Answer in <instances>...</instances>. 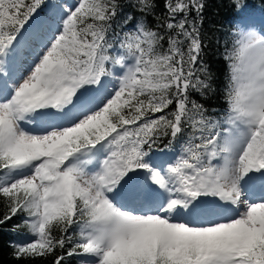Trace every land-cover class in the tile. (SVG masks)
<instances>
[{"label":"snow or ice","instance_id":"6c2138e0","mask_svg":"<svg viewBox=\"0 0 264 264\" xmlns=\"http://www.w3.org/2000/svg\"><path fill=\"white\" fill-rule=\"evenodd\" d=\"M229 3L217 112L205 0H0L14 259L264 264V25Z\"/></svg>","mask_w":264,"mask_h":264},{"label":"trees","instance_id":"16d2710c","mask_svg":"<svg viewBox=\"0 0 264 264\" xmlns=\"http://www.w3.org/2000/svg\"><path fill=\"white\" fill-rule=\"evenodd\" d=\"M242 2L247 5L245 9L246 14L264 16V0H242ZM162 8L163 0H160V9ZM43 14L41 13V15ZM203 15V32L207 36L213 37V40L209 42L208 47L205 49V61L210 65V71L214 74L213 84L216 91L207 100H202L196 93H193V98L203 103L206 107L214 108L217 112H220L227 107L223 99L227 66L219 55L223 51V48L215 43V38L219 37L221 41L227 38L229 32L234 29L238 17L229 0H205ZM149 23H154L151 17H149ZM164 143H167V141L165 140ZM161 147H163V144H161ZM3 211V203H0V217H2ZM22 219V216L17 215L11 221L0 225V264H53L54 257L51 256L47 259L38 258L35 260H17L12 257L13 248L11 245L24 238L22 235L13 233L12 229L14 225H21ZM18 231L24 233L27 229L21 226ZM59 254L60 252L57 251V255ZM68 264H76V259L71 258Z\"/></svg>","mask_w":264,"mask_h":264},{"label":"rangeland","instance_id":"374dc122","mask_svg":"<svg viewBox=\"0 0 264 264\" xmlns=\"http://www.w3.org/2000/svg\"><path fill=\"white\" fill-rule=\"evenodd\" d=\"M60 2H62V0H57V3H60ZM66 2L69 3V4H74L76 2V0H67ZM249 19L252 22H254L257 25V27H259L261 25H264V16H261L259 14H256V15L252 14V15L249 16ZM169 158L170 157H164V159H169ZM26 239L27 238L24 237L23 239L19 240V242H24Z\"/></svg>","mask_w":264,"mask_h":264}]
</instances>
